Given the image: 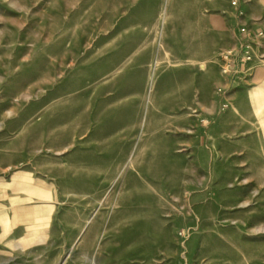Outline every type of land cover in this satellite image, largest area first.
Masks as SVG:
<instances>
[{
	"label": "rangeland",
	"instance_id": "374dc122",
	"mask_svg": "<svg viewBox=\"0 0 264 264\" xmlns=\"http://www.w3.org/2000/svg\"><path fill=\"white\" fill-rule=\"evenodd\" d=\"M261 31L264 0H0V264H264L224 57Z\"/></svg>",
	"mask_w": 264,
	"mask_h": 264
},
{
	"label": "crops",
	"instance_id": "0c3cea01",
	"mask_svg": "<svg viewBox=\"0 0 264 264\" xmlns=\"http://www.w3.org/2000/svg\"><path fill=\"white\" fill-rule=\"evenodd\" d=\"M255 59L256 57L245 65L241 63L233 64L230 87L232 86L231 88L234 93L231 97L234 100L239 99V106L246 109L245 116L249 124H264V118L261 117L264 113V95L262 93V91H264V82L259 79L261 77L260 74L255 75L259 69L263 72V68L261 64L256 66V70V67L249 66ZM245 82L248 85L245 84ZM257 112L262 114L257 115ZM248 128L250 129V126Z\"/></svg>",
	"mask_w": 264,
	"mask_h": 264
},
{
	"label": "built area",
	"instance_id": "2783aa9c",
	"mask_svg": "<svg viewBox=\"0 0 264 264\" xmlns=\"http://www.w3.org/2000/svg\"><path fill=\"white\" fill-rule=\"evenodd\" d=\"M243 32H246V29H244ZM263 36L264 33L262 31L256 34L249 33V40L238 45L235 49L227 51L224 57L229 62L227 66L228 71H232L234 63H241L244 65L250 63L255 58L253 48L259 45L258 41H260Z\"/></svg>",
	"mask_w": 264,
	"mask_h": 264
}]
</instances>
